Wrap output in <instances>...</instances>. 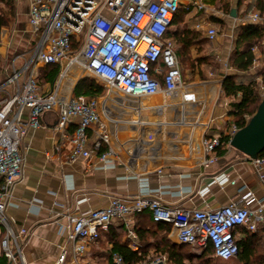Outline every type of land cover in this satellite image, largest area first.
Instances as JSON below:
<instances>
[{
	"label": "built area",
	"instance_id": "2783aa9c",
	"mask_svg": "<svg viewBox=\"0 0 264 264\" xmlns=\"http://www.w3.org/2000/svg\"><path fill=\"white\" fill-rule=\"evenodd\" d=\"M17 1L26 8V32L35 47L21 67L17 65L20 57L0 70L5 75L0 79V225L5 230L1 248L9 264H26L22 244L28 230L21 227L15 231L6 210L24 168V137L29 129L41 127L45 113L58 114L55 130L70 145L68 163L95 159L103 168L129 152L135 158L146 153L156 160L157 136L163 124H148L146 114L162 113L169 107L181 114L175 121L179 127L189 125L204 131L200 143L205 166L218 160L220 149L232 148L230 142L240 129L231 126L224 134L228 141L208 134L212 124L203 121L205 101L194 89L195 83H185L176 43L167 36L182 0ZM192 6L206 11L202 0ZM248 24L264 25V13L255 11L238 21V25ZM196 28H205L208 41L217 39L216 27L210 22L198 23ZM5 31V27L1 29L0 39ZM10 46L0 47L1 59L6 58ZM50 66L58 67L59 73L53 82L42 85L40 69ZM84 77L100 82L105 97L75 96V87ZM159 94L165 97L163 103H149ZM145 127L152 128L143 138ZM126 128H133L135 136L119 138ZM61 148L60 143L54 147L55 151ZM248 159L264 187V157ZM252 198L250 193L244 196L245 201ZM146 211L154 222L171 225L179 245L198 255L212 249L215 261L236 259L243 233L264 235V200L256 207L231 203L215 210L184 209L166 205L158 194L138 193L131 200L113 197L105 208L65 216L67 226H61L60 231L70 249H63L57 264L67 263L68 257L72 264H95L86 258L87 253L114 221L122 223L138 246L134 219ZM108 264L126 262L115 252ZM154 264L164 263L158 259Z\"/></svg>",
	"mask_w": 264,
	"mask_h": 264
},
{
	"label": "crops",
	"instance_id": "0c3cea01",
	"mask_svg": "<svg viewBox=\"0 0 264 264\" xmlns=\"http://www.w3.org/2000/svg\"><path fill=\"white\" fill-rule=\"evenodd\" d=\"M194 1L196 0H182L181 10L185 11L182 27L195 29L205 37V28L198 30V23L207 21L216 27L213 19H219L234 24L258 11V0H242L241 3L240 0H225L226 3L232 2L228 16L217 5L216 0H202L206 11H199L192 6ZM233 9L236 11L235 16L232 15ZM258 26L264 28V25ZM217 41L218 36L212 43ZM215 56L224 62L222 83H195L194 89L206 104L203 118L212 124L208 134L221 135L227 134L233 125L235 116L232 114L231 104L239 101L241 95L237 98L228 97L222 89L224 78L237 76L239 72L227 62L229 50L217 51ZM154 99H159L161 104L165 97L158 96ZM154 115H159L161 121H155ZM149 116L150 113L146 114L148 124H163L157 136L158 158L151 160L146 153L135 158L129 152L122 156L121 161L114 162L108 168H103L95 159L67 162L70 145L55 130L57 112L45 113L41 118V127L28 130L22 146L25 158L23 172L13 188L6 210L7 219L15 231L21 227L28 230V236L22 244L26 264H57L63 249H70V243L60 231L61 226H67L65 216L105 208L113 197L131 200L138 193L158 194L168 206L209 210L231 203L256 207L264 200V187L259 181L254 164L246 155L224 147L223 151L217 153L218 160L205 166L200 143L204 133L202 129L197 131L179 127L175 121L181 118V114L173 112L171 107L160 114H152L151 119ZM247 119L249 120L248 117ZM150 130H144L142 137H146ZM135 134L133 128H127L118 137L130 139ZM57 143L62 144L60 151L54 149ZM232 181L236 183L232 184ZM249 193L253 198L245 201L244 196ZM142 217L147 223V214ZM152 226L154 225H146L147 228ZM4 233L5 230H2L1 238ZM112 236H121L122 242L130 241L132 251L137 252L141 247L138 238V246H135L136 243L127 235L122 223L114 221L109 230L103 231L102 241L91 247L86 258L95 264H108L113 254L110 241ZM245 237L243 233L240 240ZM259 238V244L264 246L262 233ZM168 239L179 245L174 232L170 231ZM2 257L1 251L0 259ZM158 259L164 264L167 261L165 254L149 248L144 261L155 262ZM2 261L4 262L0 264H9L5 259ZM212 261H215L214 258ZM65 264H72L70 257Z\"/></svg>",
	"mask_w": 264,
	"mask_h": 264
},
{
	"label": "trees",
	"instance_id": "16d2710c",
	"mask_svg": "<svg viewBox=\"0 0 264 264\" xmlns=\"http://www.w3.org/2000/svg\"><path fill=\"white\" fill-rule=\"evenodd\" d=\"M5 3L10 12L6 13L0 10V31L2 28L8 26L14 17V0H0ZM240 3L242 0L239 1ZM258 11L264 13V0H258ZM231 10V9H230ZM185 20V11L181 9L176 14L170 30L168 38L176 43L177 54L182 64V59L186 57L191 48L200 42L201 33L189 27H182ZM214 23L221 25L223 21L213 19ZM264 38V28L258 25H241L238 27V33L235 38V53L232 61V66L239 72H247L254 64L255 54L252 49L256 44ZM1 70V69H0ZM40 82L45 85L53 82L59 73V68L50 66L40 70ZM264 84V83H263ZM257 83L238 81L237 76H226L224 78L222 89L226 96L237 98L241 95L239 101L232 102V114L235 116L233 125L238 126L239 129L246 127L249 120L255 115L261 103L260 94ZM105 93L104 87L97 83L94 79L88 77L81 78L74 90L75 96H86L87 98H100ZM246 117L249 118L246 119ZM232 125V126H233ZM221 137L228 141V137L221 134ZM223 151L222 149L219 152ZM264 157V152L259 155ZM147 214V223L143 221V215ZM147 224H152L151 228H147ZM134 231L137 234L139 251H132L129 247L130 241L122 242L121 236H112L110 241L113 245L112 253H119L123 256L126 264H139L143 262L149 251V248H154L157 253L166 255L167 261L171 264H213L214 252L209 249L201 254L198 258H193L188 253H184L185 248H190L185 245H177L168 239V234L171 231V225L166 223H156L152 219L150 212H144L135 217ZM109 230V228H108ZM105 232V231H104ZM261 232L249 233L245 232L246 237L238 241L239 253L237 260L241 264H264V246L259 244ZM103 231L101 232L99 241H102ZM98 241V242H99ZM191 249V248H190ZM7 260L5 256L0 259Z\"/></svg>",
	"mask_w": 264,
	"mask_h": 264
},
{
	"label": "rangeland",
	"instance_id": "374dc122",
	"mask_svg": "<svg viewBox=\"0 0 264 264\" xmlns=\"http://www.w3.org/2000/svg\"><path fill=\"white\" fill-rule=\"evenodd\" d=\"M217 5L224 10L228 16L230 14L231 3H226L225 0H216ZM0 10L9 13L10 8L0 2ZM27 13L25 6L14 0V17L10 24L5 27V35L0 39V47H6L9 44L6 52V58H0V69L8 67L12 61L16 58H20L17 61V65L21 67L25 61L29 60L33 54L35 41L31 35L26 32ZM233 27V28H231ZM238 23H226L223 21L221 25L216 26L218 33V41L215 43L209 42L204 35L201 34L200 42L191 48L189 53L184 59H182V73L184 76L185 83H220L222 79V69H224L223 61L216 58L217 51L228 49L229 57L228 64L232 66V59L235 53V38L238 33ZM9 43V44H8ZM3 50V49H2ZM255 54V60L253 66L247 72H238V81L257 83L258 91L260 94L261 101L264 98V38L256 44V47L252 49ZM42 69V68H41ZM40 69V70H41ZM41 74V72H40ZM39 74V75H40ZM5 75L0 74V79H4ZM93 79V78H90ZM96 81V80H95ZM100 84V82L96 81ZM42 83V82H40ZM43 85V84H42ZM102 85V84H101ZM263 86V88H261ZM105 97V93L104 96ZM102 97V98H103ZM103 100V99H102ZM159 99H150L149 102L159 104ZM175 102L174 100L171 103ZM202 106L200 105L199 108ZM122 117L125 116L123 113H119ZM160 114V113H157ZM155 121H161L159 115H154ZM207 119L203 118V121ZM152 123V122H151ZM150 126V125H148ZM189 127V125H184ZM152 127H145V130H149ZM190 128V127H189ZM127 129V128H126ZM196 130L199 127L195 128ZM198 131V130H197ZM0 225V253L1 248V233L4 228ZM184 253H188L193 258H198V255L194 250L185 248ZM213 264H239L237 259H233L229 262L224 261H211ZM139 264H154L153 261L141 262ZM165 264H171L166 261ZM189 264V263H188Z\"/></svg>",
	"mask_w": 264,
	"mask_h": 264
},
{
	"label": "water",
	"instance_id": "95a60500",
	"mask_svg": "<svg viewBox=\"0 0 264 264\" xmlns=\"http://www.w3.org/2000/svg\"><path fill=\"white\" fill-rule=\"evenodd\" d=\"M235 12V9H233V16H235ZM230 145L233 149L252 159H256L264 152V98L255 115L250 119L246 127L235 134Z\"/></svg>",
	"mask_w": 264,
	"mask_h": 264
},
{
	"label": "bare ground",
	"instance_id": "6f19581e",
	"mask_svg": "<svg viewBox=\"0 0 264 264\" xmlns=\"http://www.w3.org/2000/svg\"><path fill=\"white\" fill-rule=\"evenodd\" d=\"M158 96H163V95H161V94H159V95H156V96H154L152 99H154L155 97H158ZM176 100V99H175ZM149 103H152V102H149ZM150 118L149 119H151V117H152V114L150 113V116H149Z\"/></svg>",
	"mask_w": 264,
	"mask_h": 264
}]
</instances>
